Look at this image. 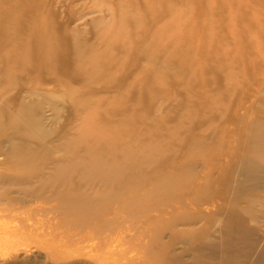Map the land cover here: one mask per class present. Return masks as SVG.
Listing matches in <instances>:
<instances>
[{
  "label": "rangeland",
  "instance_id": "obj_1",
  "mask_svg": "<svg viewBox=\"0 0 264 264\" xmlns=\"http://www.w3.org/2000/svg\"><path fill=\"white\" fill-rule=\"evenodd\" d=\"M12 1L0 23L20 28L12 40L26 55L13 64L21 53L6 42L0 85L11 77L27 89L0 100L32 141L17 143L54 146L38 145L28 107L52 133L45 144L65 136L82 162L108 159L121 175L80 191L77 177L65 180L71 204H90L68 224L48 211L56 202L23 195L19 179L3 183L20 166L0 155V264L261 263L259 203L230 194L264 178V0ZM50 40L48 52L67 53L57 71L38 64ZM79 127L92 135L77 147Z\"/></svg>",
  "mask_w": 264,
  "mask_h": 264
},
{
  "label": "bare ground",
  "instance_id": "obj_2",
  "mask_svg": "<svg viewBox=\"0 0 264 264\" xmlns=\"http://www.w3.org/2000/svg\"><path fill=\"white\" fill-rule=\"evenodd\" d=\"M0 3H1V5H0V18L5 20L8 12L10 10H12V8L14 7L13 6L14 3L12 0H0ZM26 5H27V2H26ZM21 8H23V7H21ZM176 18L178 19V24L180 26L182 25V22H185L183 17L179 13L176 15ZM19 31H20V28H17L15 26H12L9 29L4 30V24L0 23V51L4 47L5 54H6L8 52V49L5 48V44H6V42H9L8 45H9V47H11V49L15 48L18 52L21 53L20 55H16V58L14 59L13 64H16V65L20 64L23 67L22 60L24 61V59H25V58L23 59V57L26 55V53H25L26 50L23 51V47L19 46L20 40H12V36L19 33ZM56 39L58 41V37ZM56 39H55V41H56ZM183 39H184L183 36H181V38L179 39V42L181 44H183V42H182ZM17 42H18V44H17ZM52 42L53 41L50 40L47 43L48 47L46 44H40V43L38 44L39 48H41V46H43V48L47 47L46 52L49 53V55L46 56V58L43 55L44 58H41L40 59L41 61H39L38 64H40L42 66H44V64H46V66H48L51 70L56 68V71H57L59 69V68H57L58 62H59V59L57 58V56L62 57V61L65 62L66 57H67V53L66 52L63 53L61 50H60V52L58 50H56V54H53L51 51L48 52V49L53 47ZM188 56H189V54H186V57H188ZM76 57H77V64L80 65L81 63H83L84 55L81 52H76ZM7 60H9V58ZM55 60L57 62L54 64L53 62ZM167 61L168 60H166V61L163 60L164 63H166ZM26 65H27V63L25 64V66ZM65 66H66V62H65ZM65 66H64V68H66ZM64 68L62 70H65ZM75 73L78 75H81L83 72L80 69V67H77V72H75ZM6 77H7L6 72H2L0 74V80L4 79ZM14 82H15L14 78L9 77V79L4 84H2V87L0 85V96H1L2 92L7 91V90H11V89H13L14 86H16L15 90H17L18 88L21 87L22 88L21 93L26 91L27 88L22 86L24 84L23 82L17 81V84ZM58 82H62V81L58 80ZM10 87H11V89H10ZM34 91H36V92H33L34 94L38 93V95H41V93L38 92L39 91L38 88L34 87ZM1 102L2 101L0 100V155L6 156V154H7L9 157H12L15 160L19 161V164L18 163L17 164L20 166V167H18L17 173L14 174L12 177H5V180L3 181V183H8L11 180L15 181V180L19 179V181L17 183L14 182L13 187L14 186L17 187L22 192L23 195L30 197L33 201H38V199L40 198L41 200L47 201V203L48 202L49 203L50 202H52V203L56 202V205L48 210L52 214L54 219L60 218L62 220V223L63 222L68 223L69 219L72 221L75 220L77 213L79 215L83 214L84 209H87L90 205V204L89 205L87 204V205L80 207V206H76L74 204H71L68 201L67 198L70 195V192H71L70 188L71 187H68V182L66 183L67 180H69V185L71 184L72 186H74L73 185V181H74L73 177H77V181H78L77 186L78 187L80 186V188L78 189L80 191L81 184H83V183L84 184H86V183L90 184V183H95L98 180H103L104 183H109V182L115 181V179H117V175H121L120 174L121 172L119 174H117L118 173L117 170L121 171V168L118 167L117 165H111L110 164L111 160L105 159V160L101 161V160H98L99 158L93 159L94 157H91L92 160H91V158H88L87 160L82 162L81 154L80 153H76V154L74 153L73 154L72 150L70 149V148H72L71 145L73 144L72 140L67 139L65 136L62 138L60 137L57 140L54 139V140L48 142L49 144H45V141L50 139V136L52 135V133L51 134L49 132L47 133L45 128L43 129V124H41L38 119L31 117L30 108H28V107H26L24 110L25 117L27 118V123L31 127H35L42 136V138H41L42 143H40L38 145H40V147H42V148H44V145L49 147V145L52 144L54 146L52 147L53 149H51V150H46L48 148L41 149V150H35L33 148H24L23 144L17 143L18 141H16V140L18 139V137L20 139H23V141L20 140L22 143L25 142L26 144H28V143L32 144V141L28 137V134L26 135V132L24 130L19 128V130L17 132H15V127L18 128V123L15 119L19 118V116L17 114H15V115L12 114L10 116L7 113L6 105H4L5 103L1 104ZM50 105L54 106V104H50ZM7 116L10 119L9 123L6 122ZM89 116H87V117H89ZM86 121H88V120L86 119ZM9 127L11 129H8ZM82 128H80L78 131L82 132L81 131ZM90 130H91V128H90ZM90 130L84 129V132H82L83 134L81 133L82 134L81 136L79 133V137L76 138V139H78V141H77L78 143L76 141L74 142V144L75 143L78 144V145L76 144L77 147L79 145H82L81 143L79 144L80 138H81L80 140L85 141L89 138V136L91 137L92 134H91ZM92 132H93V129H92ZM96 141L97 140H95L94 143L98 144V142H96ZM85 142L88 143L89 141H85ZM102 142H103V139H102ZM11 144H13L12 147H11ZM75 147L76 146H73V148H75ZM122 149H123V147H122ZM92 151H93V148L91 149V151H89L90 154L92 153ZM57 155H59V158L56 159L55 156H57ZM62 164H65V166L61 167ZM260 168H262V167H260ZM16 169H17V166H16ZM248 176L253 177L250 173H248ZM113 178H114V180H113ZM256 179H257V182L253 186H251V187L242 186L239 191L235 190V184H234V188L232 189L230 195H231L232 201H235L238 198L247 197L245 202H258L259 204L257 206L260 207L259 213L261 214V219L263 220V223H264V200L261 198V195H260V194L264 193V178L258 177ZM3 183H1V184H3ZM261 184H263V188L259 187V186H261ZM32 187H34V188H32ZM44 191L49 192L51 194V197L46 198L45 195L42 196L41 194H43ZM47 194H46V196H47ZM227 194H228V192H227ZM10 202H12V200L8 199L7 203H10ZM105 202H107V201H105ZM93 207H91V208H93ZM94 209H96V208H94ZM104 209H102V210L104 211ZM107 211L108 210L105 209L104 215L105 214L107 215ZM255 211L257 212V210H255ZM99 214L102 215L103 212L99 213ZM99 214H98V216L100 218ZM257 214H258V212H257ZM89 215H91V214L89 213ZM91 218H94V217L92 216ZM91 218H86L87 220L86 221L84 220V221L88 222L87 224H90V222L92 221ZM95 221H93V222H95ZM76 222H77V220H76ZM85 222H83V224H85ZM70 224L72 225V223H70ZM259 231H260V233H262L263 236L261 237V240H258L260 243V246L256 250V251H258L256 254L257 256L259 254L263 253V251H264V229L260 228ZM209 245L211 246V242L207 245L198 246V248H196V251H201L202 249L209 248L210 247ZM259 264H264V260H261V263H259Z\"/></svg>",
  "mask_w": 264,
  "mask_h": 264
}]
</instances>
